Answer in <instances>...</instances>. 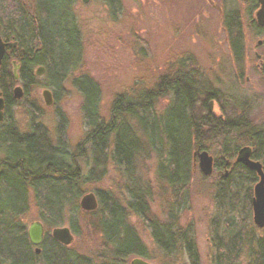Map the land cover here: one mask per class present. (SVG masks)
Listing matches in <instances>:
<instances>
[{
  "label": "trees",
  "instance_id": "1",
  "mask_svg": "<svg viewBox=\"0 0 264 264\" xmlns=\"http://www.w3.org/2000/svg\"><path fill=\"white\" fill-rule=\"evenodd\" d=\"M247 2L248 21L259 3ZM74 6L75 0H0V38L16 44L7 49L0 67V90L6 106V118L0 124V264H129L137 257L153 260L132 227L130 214L145 223L156 248L170 260L161 264H173L172 259L181 252L187 254L189 264H200L192 227H183L180 217L188 207L197 171L195 153L213 148L218 151L213 172L217 177V213L211 222L214 264H240L245 246L249 264H264V239L256 240L250 225L256 173L239 163L232 165L238 152L248 146L251 158L259 161L264 171V121L255 122L243 113L226 114L221 102L239 110L241 102L214 89L196 63L187 62L189 58L174 64L175 69L170 67L152 88L136 83L118 95L109 120L101 116L100 85L86 74L75 77L72 86L82 98L85 134L74 148L68 143V120L60 108L56 110L58 126L53 139L35 109L30 112L29 132L17 129L9 117L15 84L11 60L19 65L25 96L36 85L34 68L43 67L44 86L51 89L57 104L65 82L83 62ZM243 18L236 5L223 11V29L236 65L245 60L248 28ZM252 28L264 35V27L258 23L249 26ZM261 70L264 79V57ZM162 100L166 106L159 112ZM210 103L218 104L219 115L210 111ZM147 157L156 162L155 187L139 174V164ZM110 167L122 178L124 199L110 189L95 191L98 208L87 213L97 217L104 249L94 260L55 240L51 230L66 224L72 234L79 233V201L84 187L103 181ZM155 190L168 196L161 221L153 217L150 207ZM30 195L45 228L39 254L23 222L30 210Z\"/></svg>",
  "mask_w": 264,
  "mask_h": 264
},
{
  "label": "rangeland",
  "instance_id": "2",
  "mask_svg": "<svg viewBox=\"0 0 264 264\" xmlns=\"http://www.w3.org/2000/svg\"><path fill=\"white\" fill-rule=\"evenodd\" d=\"M235 5L243 13V20L248 28L245 60L242 65L234 63L223 29V11ZM248 9L247 0H75L74 11L82 35L84 53L81 69L67 79L63 95H59V102L55 104L53 97V104L47 106L43 91L51 89L44 86L45 73L36 75L38 68H34L36 85L30 87L25 96V88L19 81L18 68L15 73L18 79L15 80L12 94L16 87H21L23 95L20 99L14 98L9 117L20 132L27 133L30 130V112L35 109L39 113L40 122L53 139L56 137L58 126L56 110L60 108L68 120V143L74 148L85 134L81 112L82 98L72 86L75 77L86 74L100 85L101 116L109 120L113 102L118 95L125 93L136 83H143V86L152 88L159 76L167 74L170 67L175 69L180 60L189 58L187 62L196 63V68L214 89L241 102V110L221 102L226 114L233 116L243 113L246 118L263 122L264 79L261 68L264 35H258L256 29H249V26L257 23L255 14L259 8L252 14L251 20L247 21ZM11 63L14 74V66L17 63L15 60H11ZM162 101L157 108L159 112L166 106V101ZM213 107V113L219 115L218 104L214 103ZM5 118L6 106L4 120ZM205 151L213 159L218 156L217 149ZM155 169L156 162L153 158H144L139 164V174L150 182L152 187H155ZM229 172L231 169L226 170V176ZM216 179L213 174L204 176L197 166L190 185L188 207L180 217L183 227H192L200 264H214L216 255L211 240V222L217 213L214 197ZM120 181L122 178L110 167L109 175L103 181L84 187V195L95 194L97 189H110L123 200L124 193ZM31 197L32 195L30 210L23 219L27 228L34 222H41ZM167 199L168 196L163 191L155 190L150 207L153 217L159 221L164 218L163 206ZM81 212L78 216L80 231L77 235L73 234L74 241L69 246L81 255L98 260L103 255L104 244L96 227L97 217L84 210ZM129 221L153 257V260L147 261L153 264L170 262L166 261L156 248L145 223L134 214L129 215ZM250 223L254 228V238L264 239V229L254 226L252 216ZM172 263L189 264L187 254L179 253L172 259ZM249 263V253L245 246L240 264Z\"/></svg>",
  "mask_w": 264,
  "mask_h": 264
},
{
  "label": "water",
  "instance_id": "3",
  "mask_svg": "<svg viewBox=\"0 0 264 264\" xmlns=\"http://www.w3.org/2000/svg\"><path fill=\"white\" fill-rule=\"evenodd\" d=\"M86 2V0H84ZM259 9L255 14V20L259 26L264 27V0H258ZM16 47L15 43H5L2 38H0V67L2 66L7 48L13 49ZM19 68L18 65L14 66V78L18 79L16 70ZM45 70L43 67H39L36 71V75H43ZM15 99H20L23 95V90L21 87H16L13 91ZM43 99L47 106L53 104L52 92L48 89L43 91ZM213 103L210 104V110H212ZM4 110H5V100L0 91V123L4 120ZM243 152L244 155H240L237 162L249 168V170L255 172L259 177V182L256 184L255 198L253 201V211H254V223L258 228H264V171L262 164L258 161H253L250 159V151L248 149H241L240 154ZM196 160L198 162V167L204 176H211L214 170V159L205 150H197L195 153ZM80 207L82 210L90 212L95 211L98 208V200L94 193H89L84 195L80 201ZM45 235V229L42 222H34L28 227V237L30 243L36 248L35 253L39 254V246L43 242ZM52 237L58 242L65 246H69L73 243L74 237L69 227H60L52 230ZM130 264H153L142 258H133Z\"/></svg>",
  "mask_w": 264,
  "mask_h": 264
},
{
  "label": "flooded vegetation",
  "instance_id": "4",
  "mask_svg": "<svg viewBox=\"0 0 264 264\" xmlns=\"http://www.w3.org/2000/svg\"><path fill=\"white\" fill-rule=\"evenodd\" d=\"M15 48V47H14ZM7 49H11V48H7ZM6 52H7V50H6ZM211 104V103H210ZM213 108L214 107H212V110H210V111H213ZM242 149H248L249 150V148L248 147H244V148H242ZM250 151V150H249ZM244 153H246V152H243L242 154H240V151L238 152V155H237V157H236V159H235V161L233 162V164L232 165H236V164H238V162H237V159L239 158V156L240 155H244ZM250 153V159L251 160H253V161H256V160H254L253 158H251V156H252V154H251V151L249 152ZM197 161V160H196ZM259 162V161H258ZM197 164H198V162H197ZM240 164V163H239ZM242 165V164H241ZM226 167L228 166V163H226V165H225ZM244 166V165H243ZM246 167V166H245ZM249 169V168H248ZM256 177H257V181H256V183H255V185L253 186V198H252V221H253V224H254V226H256L255 225V223H254V220H253V216H254V211H253V201H254V198H255V191H254V188H255V186H256V184L259 182V177H258V175L256 174ZM257 227V226H256ZM258 228V227H257ZM258 229H260V228H258ZM261 229H264V228H261ZM36 249V248H35Z\"/></svg>",
  "mask_w": 264,
  "mask_h": 264
}]
</instances>
